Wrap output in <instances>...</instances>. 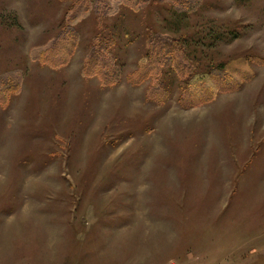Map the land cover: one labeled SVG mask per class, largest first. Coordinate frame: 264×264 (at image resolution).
<instances>
[{
    "label": "rangeland",
    "instance_id": "obj_1",
    "mask_svg": "<svg viewBox=\"0 0 264 264\" xmlns=\"http://www.w3.org/2000/svg\"><path fill=\"white\" fill-rule=\"evenodd\" d=\"M150 31L179 40L198 75L238 58L254 74L184 107L168 73L154 101L128 79ZM74 33L69 60L46 61ZM96 35L114 40L115 84L82 74ZM11 77L0 264H264V0H0Z\"/></svg>",
    "mask_w": 264,
    "mask_h": 264
},
{
    "label": "trees",
    "instance_id": "obj_2",
    "mask_svg": "<svg viewBox=\"0 0 264 264\" xmlns=\"http://www.w3.org/2000/svg\"><path fill=\"white\" fill-rule=\"evenodd\" d=\"M123 4L127 3L124 1ZM88 9L89 7L85 6L84 11H88ZM118 9L119 6L115 7L114 11ZM76 41L77 34L74 33L69 46L64 48L62 53L57 52L59 56H55L56 53L54 55L47 53L44 58L51 64L60 65L66 63L72 55V49ZM113 43V38L102 39L97 35L93 37L92 44L83 63V75L98 76L103 85L119 82L121 67L112 55L111 47ZM146 45L147 52L139 59L137 68L128 75V79L134 84L149 81L146 88V96L160 103L164 102L170 94V90L165 84L166 74L168 73L173 72L179 82L181 87L179 102L184 107L196 106L210 101L219 91L236 89L242 81L248 80V77L254 74L246 66L248 65L246 59L238 58L233 64H225L224 66L222 64L216 69L213 68L206 73L198 75V73L194 72L196 67L195 59L191 58L182 43L176 38L164 36L154 31L148 33ZM240 59L246 66L245 68H243L244 65L240 64ZM231 68H236L237 70L234 71L239 73H241V69L245 70L241 75L233 78L230 71ZM223 69L225 71L222 72ZM226 71L229 72L227 73ZM20 83L21 79L16 77L0 80V102H4L9 93L17 92Z\"/></svg>",
    "mask_w": 264,
    "mask_h": 264
}]
</instances>
